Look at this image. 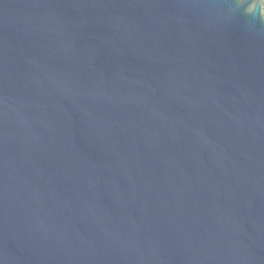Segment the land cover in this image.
Listing matches in <instances>:
<instances>
[{"label":"water","instance_id":"water-1","mask_svg":"<svg viewBox=\"0 0 264 264\" xmlns=\"http://www.w3.org/2000/svg\"><path fill=\"white\" fill-rule=\"evenodd\" d=\"M0 264H264V0H0Z\"/></svg>","mask_w":264,"mask_h":264}]
</instances>
